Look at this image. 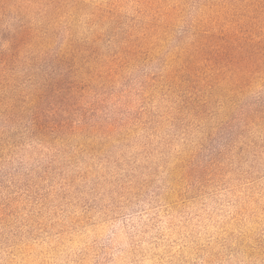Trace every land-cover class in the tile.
<instances>
[{
    "label": "rangeland",
    "instance_id": "374dc122",
    "mask_svg": "<svg viewBox=\"0 0 264 264\" xmlns=\"http://www.w3.org/2000/svg\"><path fill=\"white\" fill-rule=\"evenodd\" d=\"M17 30L70 38L41 95L0 68V264H264V110L197 139L264 72V0H0Z\"/></svg>",
    "mask_w": 264,
    "mask_h": 264
},
{
    "label": "clouds",
    "instance_id": "9594fccd",
    "mask_svg": "<svg viewBox=\"0 0 264 264\" xmlns=\"http://www.w3.org/2000/svg\"><path fill=\"white\" fill-rule=\"evenodd\" d=\"M69 38V33L64 32L50 45L46 55L37 56L30 50L23 31L4 33L0 35V68L6 69V76L18 89L31 96L41 95L54 77L58 79L63 74L54 71L52 62L62 58ZM71 38L78 39L75 36ZM73 94L76 95L75 88ZM235 105L231 113L218 112L215 119L207 121L199 129L197 139L203 149L212 154L223 153L244 134L242 116L253 110H264V72L252 75ZM31 120L30 115L24 114L16 122L20 135L31 131Z\"/></svg>",
    "mask_w": 264,
    "mask_h": 264
}]
</instances>
